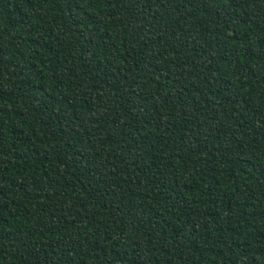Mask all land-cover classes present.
Returning <instances> with one entry per match:
<instances>
[{"label": "trees", "instance_id": "obj_1", "mask_svg": "<svg viewBox=\"0 0 264 264\" xmlns=\"http://www.w3.org/2000/svg\"><path fill=\"white\" fill-rule=\"evenodd\" d=\"M0 264H264V0H0Z\"/></svg>", "mask_w": 264, "mask_h": 264}]
</instances>
